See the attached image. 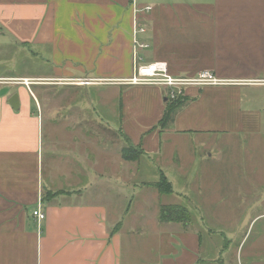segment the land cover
<instances>
[{"label": "crops", "instance_id": "obj_1", "mask_svg": "<svg viewBox=\"0 0 264 264\" xmlns=\"http://www.w3.org/2000/svg\"><path fill=\"white\" fill-rule=\"evenodd\" d=\"M133 2L0 0V51L23 54L25 67L16 74L14 60L0 59V264H210L199 215L236 195L235 210L253 207L245 198L256 169L245 164L264 155V0H135L151 7L136 13ZM134 18L145 29L136 38L148 45L138 50L142 62L220 80L184 87V103L162 129L168 88L120 83L132 73ZM78 89L99 93L81 104L70 93ZM100 96L109 116L117 103L116 156L96 149ZM128 145L142 151L145 162L135 165L154 180H129ZM160 174L171 193L144 185ZM228 181L238 186L220 192ZM168 205L198 214L163 221Z\"/></svg>", "mask_w": 264, "mask_h": 264}, {"label": "rangeland", "instance_id": "obj_2", "mask_svg": "<svg viewBox=\"0 0 264 264\" xmlns=\"http://www.w3.org/2000/svg\"><path fill=\"white\" fill-rule=\"evenodd\" d=\"M9 58L14 60V69L16 74H23L25 67L23 66V54H20L18 51L14 52L13 50L0 51V59ZM35 62V61H34ZM49 85H45L49 88L50 95H57L58 87L57 85H51L54 83V80L47 81ZM49 86V87H48ZM5 89V87H1ZM88 92V93H87ZM70 93L78 94L81 104L88 103L89 99H94L95 95H98L99 91L93 92L78 89L77 93L70 91ZM102 96V95H101ZM97 102V124L98 132L96 138V149L99 151H107L116 156V150L119 147L116 143L115 138L117 136L116 132V123H117V103L116 106L112 101V115L109 116L107 102L101 100ZM69 97V96H68ZM99 97V96H98ZM56 98V97H54ZM71 98V96L69 97ZM68 101V102H67ZM61 102L63 104L55 103L50 101V105L57 108L58 106L65 105L71 100ZM82 124H86L85 117L82 116ZM112 125V129L108 125ZM106 130L109 132L107 133ZM113 137V144L110 146L109 141ZM107 141V142H105ZM134 158L129 160V174L128 178L132 183H138L141 180H154V176L149 174L150 169H146L144 166L138 167L135 165L136 159L140 158V152L132 153ZM252 160H249L245 164L246 168L256 169L255 174L250 176V183L254 188L251 192L247 194L245 201H251L249 210H246V206L239 207L235 210L233 208L235 201L240 199L235 196H231L226 200V202H219V206L214 207L210 206L207 208V212L199 215L205 221L206 227L205 231L210 234L208 237L207 233H202L201 246H202V255L209 259H216V261L211 262L210 264H264V155L261 156V153ZM140 163H144L145 159H138ZM132 162V163H131ZM103 163V162H102ZM220 170L223 171V176L226 177V173L229 172L228 165H222ZM143 171L145 173H143ZM175 187H181V182H175ZM247 182L241 181L240 184L245 185ZM232 186H238L235 182L228 181L221 185L220 192H225L226 190L230 192ZM133 186L128 188V192L131 191ZM172 203L176 200L174 197L169 199ZM190 221L191 215L192 219L195 220L197 212H189ZM193 222V221H192ZM203 228V227H202ZM201 232H203L201 230ZM132 248L128 249L127 252L130 254Z\"/></svg>", "mask_w": 264, "mask_h": 264}, {"label": "built area", "instance_id": "obj_3", "mask_svg": "<svg viewBox=\"0 0 264 264\" xmlns=\"http://www.w3.org/2000/svg\"><path fill=\"white\" fill-rule=\"evenodd\" d=\"M134 4V13L139 11H149L150 6L146 5L141 8H138ZM145 29L141 26L137 19L134 18V27H133V46H132V73L129 77L124 78L120 83L127 85H155L163 86L168 88L167 98L170 100L176 99L178 96H183L184 87L186 86H204V85H215L220 83V80L214 76L210 71H201L198 72L193 77H183V76H174L168 72L167 63L164 61H151L144 63L142 62L141 57L138 56L139 48L147 47L148 45L140 42L136 38V34L139 32H144ZM27 84V81H24ZM92 82L90 79H85L81 83L88 84ZM33 217L39 227L42 220L45 218V214L40 210V207H37L33 212Z\"/></svg>", "mask_w": 264, "mask_h": 264}, {"label": "trees", "instance_id": "obj_4", "mask_svg": "<svg viewBox=\"0 0 264 264\" xmlns=\"http://www.w3.org/2000/svg\"><path fill=\"white\" fill-rule=\"evenodd\" d=\"M184 101H185L184 97L182 96H178L174 100H170L169 98H167L165 110L163 112L161 119L158 122V127L160 129L166 127V125L172 119V116L175 113V111L184 103ZM133 152L142 153V151L139 148L131 145L124 146L121 149L122 157L128 160L134 158L132 154ZM144 185H149L154 187L161 194L172 192L171 184L168 180H166L163 174H160L159 179L157 181L145 183ZM189 214H190L189 211L182 205H168V206H163L161 208L160 219L163 221L187 222L190 220Z\"/></svg>", "mask_w": 264, "mask_h": 264}, {"label": "water", "instance_id": "obj_5", "mask_svg": "<svg viewBox=\"0 0 264 264\" xmlns=\"http://www.w3.org/2000/svg\"><path fill=\"white\" fill-rule=\"evenodd\" d=\"M10 103H11L13 108L18 107V98H17L16 94L12 95V97L10 98Z\"/></svg>", "mask_w": 264, "mask_h": 264}]
</instances>
